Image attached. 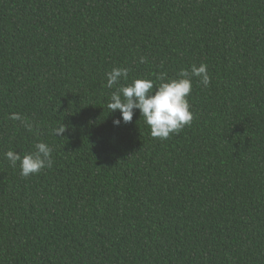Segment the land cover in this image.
<instances>
[{"label":"trees","instance_id":"1","mask_svg":"<svg viewBox=\"0 0 264 264\" xmlns=\"http://www.w3.org/2000/svg\"><path fill=\"white\" fill-rule=\"evenodd\" d=\"M201 63L178 134L113 125V67ZM0 264H264V0H0Z\"/></svg>","mask_w":264,"mask_h":264},{"label":"clouds","instance_id":"2","mask_svg":"<svg viewBox=\"0 0 264 264\" xmlns=\"http://www.w3.org/2000/svg\"><path fill=\"white\" fill-rule=\"evenodd\" d=\"M139 63H147L145 56L139 57ZM129 69L127 67H113L106 73V85L111 92L107 102L109 111L118 110L120 117L113 120L114 126L122 122L132 121L133 110L138 109L144 118V123L150 129L153 138L166 140L173 134H178L185 126L190 125L193 113L190 110L188 97L192 91V81L197 79L203 87H208L211 82L207 65L193 64L188 69H180L175 77H168L166 72L156 74L155 80L147 78H133L131 83L127 81ZM11 120H21L19 113H11ZM28 131H33V124L27 120L22 121ZM66 131L63 124L52 130L53 135H61ZM52 148L43 141L34 145V151L21 155L8 150L4 153L12 168H19L22 177L39 174L45 168L52 167Z\"/></svg>","mask_w":264,"mask_h":264}]
</instances>
